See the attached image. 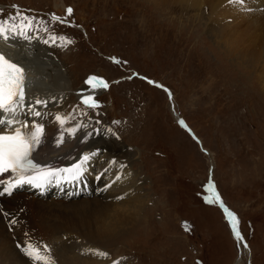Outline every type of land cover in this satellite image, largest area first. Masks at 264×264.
<instances>
[{
  "label": "rangeland",
  "instance_id": "rangeland-1",
  "mask_svg": "<svg viewBox=\"0 0 264 264\" xmlns=\"http://www.w3.org/2000/svg\"><path fill=\"white\" fill-rule=\"evenodd\" d=\"M204 4L208 8L164 0H0V18L16 13L15 5L21 13L44 19L50 33L73 41L67 46L60 40L45 44L42 41L48 39V33L39 31L40 44L53 50L50 57L54 69L48 65V72L59 69L69 73L73 86L67 83L66 88L53 91L56 77L50 83L42 78L48 90L42 97L61 95L63 100L58 103H67L62 112L72 117L67 124L75 116L102 120H94L102 124L103 130L100 139L90 140L91 151L105 148L106 134L117 142L120 134L123 141L136 146V150L125 153L118 152L117 146L110 159L104 150L102 155L92 156L87 169L102 179L100 187L104 192L98 198L66 203L77 202L69 213L84 214L82 218L92 212L112 213L99 225L84 227L82 223L81 231L75 229L81 243L86 242L88 258L95 254L90 250L108 254L99 256L96 264H113V258L121 264H264V50L253 44L248 54H242L248 55L245 60L240 54L231 53L222 41H231L220 28L222 7L212 8L217 5L216 0H205ZM68 7L73 9L71 16L67 14ZM50 13L66 22L53 21ZM261 13L264 8L263 12L254 10L251 14L256 18L253 14ZM258 21L264 32V18ZM43 49L36 47L38 57L32 59L37 63H44L39 56ZM113 57L121 63L110 59ZM135 70L172 89L176 110L185 121L174 113V103L161 89L165 87L146 83L134 75ZM31 74L29 80H36L37 85V72ZM87 75L102 77L109 84L96 97L97 108L84 107L74 93L86 86L83 82ZM120 154L132 160L137 171L131 172L135 179L138 175L143 179L137 180V187L146 202L135 211L140 200L128 198L133 184L129 183L130 189L125 186L126 170L121 166ZM72 161L76 162V158ZM211 162L216 167L218 196L236 214L243 242L235 238L219 201L210 203L207 199L213 197L206 188ZM120 196L132 209L120 203ZM109 204L119 206L110 209ZM36 205L38 209L40 204L34 199L22 204L23 210L33 217L37 213L50 216L46 224L52 222L55 227L49 235L37 222L27 225L17 218L10 223L6 217H22V209L8 213L6 206L0 205L5 226L17 246L0 215V263L35 264L22 253V242H38L42 251L47 245L52 256L55 243L72 237L73 230L64 232L62 223L58 224L65 219L62 205L40 212ZM116 215L122 217V222ZM110 216L111 224L107 219ZM244 242L248 248H244ZM69 256L79 257L81 252L71 251ZM69 256L66 259L71 260Z\"/></svg>",
  "mask_w": 264,
  "mask_h": 264
},
{
  "label": "bare ground",
  "instance_id": "bare-ground-1",
  "mask_svg": "<svg viewBox=\"0 0 264 264\" xmlns=\"http://www.w3.org/2000/svg\"><path fill=\"white\" fill-rule=\"evenodd\" d=\"M164 2H175V3L180 2L181 4L182 3H185V4L191 3V5H194L196 7L197 6L198 7L202 6V8L207 7V6H205L206 4H204L205 0H164ZM216 2H217V5L212 6V8L222 7L220 14H219L222 17V21L219 20V21H221L220 28L222 29V32L224 33L226 38L228 40L231 39V41H227V43H224L225 40H222L225 47L228 50H230V52L233 54H236V53L238 55L240 54L244 60L246 57H248V55H244V56H246V57H244V56H242V54H244V53L248 54V50L251 47H253L254 45L256 46V44H258V46L264 50V32H263L262 28H260V22L258 21V18H261V17L264 18V13L253 14V15L257 16L256 18H253L252 14H251L252 11H254V10H257L258 13L263 12L264 0H245V2L243 4L235 2V0H216ZM217 20H215V22L218 25ZM241 23H243L244 26H242ZM30 34L36 35L34 33H30ZM3 41L4 40L2 38H0V43L3 44ZM4 42H6V41H4ZM6 43L7 44H5V46L10 48V50L7 51L5 47H0V50H2L4 48L5 49L4 51H6V55L8 56V58H10V59L12 58L14 61H21L22 62L23 66L26 69V78H27L26 79V86H27V91H28L27 92L28 93V96H27L28 100H29V102L33 103V106L35 109H37V110H39L45 114L43 117V122L45 123V136L43 138L42 144L34 152V155H35L37 162L41 163V164H48V165L56 167V168H63V167H68L72 163H74L72 160L74 158H76V160H77V158L81 156V153L83 150L89 149L90 150L89 153H93L91 151V149L89 148L91 146L90 140L95 139V138L96 139L101 138L100 133L103 130V126H100V125H102V124L99 125L96 122H94L95 119L87 120L85 117H82L80 119L72 120L73 122L69 120L68 124L66 122V124L63 127H61L58 124V122L55 120V115L57 113H59L62 116H66V114H64L62 112V109L65 108V106H67L66 101L64 102V105L62 104L61 107H58V106H60L57 104L58 99L63 100V98L61 97L60 94H59L60 96L57 95V96H53V97H50V96L47 97V95H46L45 97H42L43 95H45L44 93L46 91H48L45 89V86L42 84V78H46L47 82L50 83L51 80H53V78L56 77L57 82H56V84L51 86L52 90L53 89L58 90V88L64 89V88H66L67 83H70L69 87H71V88L73 87L72 83L69 80V75H68L69 73H64L63 71H61V70L59 71V69H56V68H55L56 71L52 72V70H50L48 72V70L51 69L48 67V65L53 66V69H54V61L50 57L51 51H53V50L49 49L46 46H43L42 44H40L38 39H35V38L29 42V41H25L24 39H22L20 37H17L15 39H10ZM38 46H42L45 49V50L43 49V53L39 54V56L44 58V63H37L36 60H33L35 57H38V55L36 53L37 52L36 47H38ZM253 50L254 49H252V51ZM24 51L27 52L26 55H21L22 52H24ZM253 53H254V51H253ZM250 54L251 53H249V56L251 57ZM250 57H249V59H250ZM57 59L60 60V58H57ZM24 60H26V61H24ZM28 63H30L32 66H35L34 69L31 66H29ZM62 64H63V62H61V65ZM31 71H35L38 74L39 83L37 85H36V83H37L36 80L35 81L29 80L30 75H32ZM66 79H67V81H66ZM62 80L64 81V84L60 83ZM35 85H36V87H35ZM89 89H90V86L86 84V86H84L83 89L80 88L79 90L75 91L74 93L78 94L81 98L82 95H94V94H96V92H98L99 90H102L103 88H99V89L91 90V91ZM82 90H83V92H82ZM36 92H37V94H36ZM36 99L46 101L48 104H50L51 107L50 106L46 107L42 104H34V101ZM49 102H52V103H49ZM21 119H23V117H21ZM37 119H40V118H37ZM77 124H83V125H85L86 128L82 127L79 131L76 132L75 135H69L67 133L66 129L73 127V125H77ZM89 129H90L91 135L88 136V138H87L88 141L84 142V140H85L84 137H85V135L89 134ZM6 131H7V129H6ZM60 132H64V138H63L64 142L58 144L57 139H58ZM78 135H79V138H78ZM118 136H119V138H118V142H117L114 137L110 138L107 134L104 135L103 141L105 143V148L104 149L98 148L94 152L95 153L94 156L102 155L103 150H104V154L106 155V157L108 159H110L111 158V152L117 146H119V148H120V151H118V152H124L125 153L128 150H136V146L134 147L132 145L127 144L125 140L123 141L124 138L120 134H118ZM106 137L108 138V140L104 139ZM122 142H125V143H122ZM114 152H116V151H114ZM119 156H123V155L120 154ZM88 162L85 165V171L79 180H76V181L60 180L59 183H57L54 180L53 182L45 185L42 188H37V187L29 185V184H24V185H22L16 189H14V190L23 189L24 191H22V192L18 191L16 193H13L12 196H10V197L3 196L0 198V201H2V203H4V205L6 206L8 213H9V210H11V209H17V210L22 209L21 210L22 211L21 212L22 217H20V216L17 217L18 220H20V221L23 220L24 222H26L27 225H29V224L33 225L34 222L40 223V226H41V228L45 234H47V233L51 234L52 230L55 227V224L52 222L50 225L46 224L48 222L47 218L50 219V216H45V215H41V214L37 213V217H33L31 214L29 215L23 210L22 204H26V203L30 202L31 199L32 200L33 199L38 200L40 206L37 209V205H36V209L39 212L41 211V209H45L49 206L51 207V206L57 205V204H60L63 206L65 214L64 215L62 214L63 215L62 217H64L65 219L60 221L59 220L60 217H59L57 220H59L60 222L59 223L57 222V223L58 224L62 223L60 225L63 226L64 232H66L65 230H68V231L73 230V231L71 233L72 237L68 241H61L59 243H55L57 245H54V246H56V248L54 247V252L52 253V256H53V258H56L55 261L57 264H81V263L96 264V262H94V261H96V259L99 257V255H97V254H91L88 258L87 252H86L87 249L86 248H85L86 250L84 249L86 242L81 243L80 235L77 233V231L75 229L81 231L84 227H89V224H91V226L99 225L100 223L105 221L106 216H108L112 213H109L108 215H104V214L92 212L89 215H87L86 217L82 218L84 216V214L81 216H77L76 214L72 215L69 213L70 211L75 210V208L72 206L76 205L77 202H74L70 205H66V203L68 204V203H71L73 201H79V200H85V199L90 200V199L98 198L104 192V190L100 187L102 179L97 178L95 173L90 172L87 169ZM121 166L125 167V170H126L124 173V175H125L124 182H126L125 186L128 189H130V184H133L132 190L129 191L128 198H131L134 196V198L140 200V203L138 205L136 204V206H134L133 211H135L136 209H139L140 207L144 206V204L146 202V200H144L145 196L140 191V189L137 187V180L140 179L143 181V179L140 175H138V177L135 179V174L137 171H136V168L133 166L132 160L129 157L123 156L121 158ZM97 167H99V165H97ZM131 172H134L135 174L133 175ZM92 175H94V177H92ZM14 178L15 177L9 173L3 174L1 176V179H3V180H0V192H2L3 188L9 183L8 180H12ZM119 192H120V190H119ZM23 199H29V200L24 202ZM158 199L159 198H157L156 201ZM43 201H47L48 203H44ZM119 201L121 204H125L129 208L132 209V206H130L129 202L126 201L125 197L120 196ZM151 201H152V199H151ZM87 204L92 205V206L94 205L92 203H86V205ZM83 206H85V205H83ZM117 206H119V205L109 204L110 209H113L114 207H117ZM58 207L55 206L54 208H58ZM69 209H71V210H69ZM53 210H55V209H53ZM52 214H53V212H52ZM0 215H1L2 223L5 226L3 215L1 213H0ZM55 215H57V214H54V216ZM116 217L118 218V221L120 220L122 222L121 216L116 215ZM107 219L110 220L109 223L111 224L113 221V218L110 216ZM17 223H19V222H17ZM82 223L86 226L82 225ZM20 224H21V222H20ZM74 226H76V227L74 228ZM113 226H114V224L110 225L108 227V231H107L108 233L112 231L111 229L113 228ZM5 228H6L8 235L10 236L6 226H5ZM47 235H49V234H47ZM10 238H11L12 242L14 243L15 247L17 248V246L14 242V238H12L11 236H10ZM73 238H75V239L73 240ZM47 239H48V237H47ZM55 239H54V242H55ZM57 239H59V238H57ZM74 241H78L77 244H73L72 242H74ZM46 242H48V241H46ZM70 244H73L71 249H69ZM52 245H53V243H52ZM76 250H80L81 256L75 257V258L70 257L69 253L71 251L76 252ZM77 254H78V252H77ZM61 255L63 256V259L60 260L59 258H62V257H60ZM68 256L71 258V260L66 259V257L68 258ZM139 256H140V253H139ZM0 264H2V263H0ZM110 264H112V263H110ZM120 264H121V262H120Z\"/></svg>",
  "mask_w": 264,
  "mask_h": 264
},
{
  "label": "snow or ice",
  "instance_id": "snow-or-ice-1",
  "mask_svg": "<svg viewBox=\"0 0 264 264\" xmlns=\"http://www.w3.org/2000/svg\"><path fill=\"white\" fill-rule=\"evenodd\" d=\"M235 2L243 4L245 0H235ZM13 7L17 8L16 13L10 14L6 18H0V38L4 41L7 42L10 39L20 37L30 42L34 38L39 39V31H44L48 33V39L42 41L45 44L60 40L63 46H67L73 42L67 36H58L50 33L47 22L44 19L21 13L18 10V6L14 5ZM72 13L73 9L68 7L67 14L71 16ZM52 20L60 21L61 23L66 22L54 14H52ZM110 59L115 63H121V61L114 57ZM26 79V69L22 62L8 58L5 52L0 50V174L9 173L15 177L14 181H10L8 185L4 187L0 195L4 193L11 194L15 188L24 184L42 188L54 180L57 183H59L60 180H79L85 171V165L92 156L95 155V153H85L78 157L76 162L63 168L41 164L35 160L33 153L42 144L45 136V123L43 122L45 114L35 109L33 103L29 102L25 91ZM85 83L90 86V91L99 88L107 89L109 87L106 80L96 75L89 76ZM149 83L155 82L149 81ZM46 103V101L40 99L34 101V104L46 105ZM82 103L88 108L99 107V102L94 95H82ZM21 117H23V119H21ZM71 118V116H62L59 113L55 115V120L61 127ZM179 123L184 125L182 119ZM82 127H85V125L77 124L67 128L66 131L69 135H75ZM89 135H91V133L85 135L84 139L87 140ZM63 138L64 132H60L57 143H63ZM117 179H119V177H117ZM207 187L209 191L213 190L211 182ZM207 199L210 203L220 201L218 195ZM220 206L226 213L235 238L238 242H243L244 237L241 235L238 228L239 220L236 214L229 211L224 206L223 201H220ZM243 246L244 248H248L246 242H244ZM90 251L102 257L108 256L107 253L100 252V250ZM50 252L51 250L47 245H43L42 251L40 245L29 243L26 246L25 254L34 260L36 264H55L54 258L51 256ZM122 259L125 258H121V260ZM113 264H120V261H113Z\"/></svg>",
  "mask_w": 264,
  "mask_h": 264
}]
</instances>
